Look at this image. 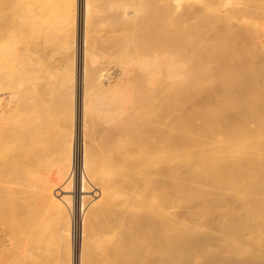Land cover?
Instances as JSON below:
<instances>
[{
  "label": "bare ground",
  "instance_id": "bare-ground-1",
  "mask_svg": "<svg viewBox=\"0 0 264 264\" xmlns=\"http://www.w3.org/2000/svg\"><path fill=\"white\" fill-rule=\"evenodd\" d=\"M75 213L76 264L264 246V0H0V264H71Z\"/></svg>",
  "mask_w": 264,
  "mask_h": 264
},
{
  "label": "rangeland",
  "instance_id": "rangeland-1",
  "mask_svg": "<svg viewBox=\"0 0 264 264\" xmlns=\"http://www.w3.org/2000/svg\"><path fill=\"white\" fill-rule=\"evenodd\" d=\"M111 77H112V78L115 77V72H112V73H111ZM75 82H76V79H75ZM75 84H76V83H75ZM75 89H76V90H75ZM73 96H75V97H74V98H75V99H74V112H75V117H76V116L78 115V114H77V113H78V86H77V85L74 86V94H73ZM75 105H76V106H75ZM75 109H76V110H75ZM76 118H77V117H76ZM74 187H75V189H78V191H80V189H81L80 186L78 187V185H75V184H74ZM75 194H76V193H75ZM79 195H81L80 192H79ZM74 196H75V195H74ZM79 197H80V196H79ZM77 216H78V215H77ZM77 216H76V213L72 216V236H71V243H72V246H73V247H72V251H73V252L71 253V255L73 254V256H71V264H76V261H78V258H79V255H80L79 249L81 250V245H80L81 242L79 241V238H78V235H77V234H78V227H77V225L79 224L80 216H79V217H77ZM74 219H76V220H74ZM74 221H75L76 223H75ZM73 227H74V228H73ZM239 229H241V228H239ZM243 229H244V228H243ZM243 229H241L242 231H241V230L239 231L238 228H236V229L234 230V232H236V230H237V231L241 232L242 235H244L245 239L247 240V242L245 243V247H244V245H242V243H244L245 241L242 242V241L240 240V239L244 240V239L242 238L243 236H242V237H241V235L238 236L239 234H237V232H236V233L233 232V234H235L236 236H238V237L240 238V239H239V238H238V239H239V241H241L242 243H239V242L237 241V238L235 239L236 236L233 237V234H232V237H231L232 242H233L234 240L237 241V242H235V241H234L233 243L231 242L232 244L227 242V243H228V247H229V249H230V247H231V250H230V252H231L230 255H231V256H230V255L228 256V254H229V249H228V247H225V248H223V247H218V248H219V251H217V250H218V248H217L216 251H217L218 253L216 252L217 254H216V253L213 254V255H212L213 258L211 257V255H210V257H209V255H206V256H205V255H202V256L200 255V256H198L199 258H200V257L202 258V259L200 258L201 260H199V258L197 259V257H196L197 260H194L195 257H193V258L191 257V258H192V261H191V259H190V261H191L190 264H191V263H192V264H195L196 261L198 262L197 264H200L199 262H202L204 257H205V260L208 261V262H209L210 260H213V259L215 260L216 258L219 259L218 257H221V256L219 255V252H220V254H223V256L221 257V259H222L226 254H227V255H226V259H227V258L229 259V257H230V259H231V258H232V255H233V258H234L235 260L232 258V259H233V262H232V263L230 262L231 264H235L236 262H239L238 264H241L242 262H243V263L245 262L244 264H246V262H247V258L250 257V259H248V261H250L251 259H254L253 256H255V259H256L257 256H259V257H258L259 259H256V260L260 261L261 264H264V251H263V250H264V246L260 245L261 247H259V245L256 244V243H258V244L261 243V244L264 245V239H262V240H263L262 242H261V239H260V243H259V241L256 242V243H254V245L256 244L258 247H257V246H253V243H252V242H254V240H253V239H250L251 236H249V234L246 236V231H247V230H245V231H244L245 233H244V232H243ZM74 232H75V233H74ZM239 232H238V233H239ZM242 232H243L244 234H243ZM218 233H220V232H218ZM74 234H75V236H74ZM76 235H77V236H76ZM73 236H74V237H73ZM223 237H224L223 234H219V235H218V238H217V241H218V242H224V243H225L227 240H226L225 238L223 239ZM247 237H249V238H247ZM77 238H78V239H77ZM251 238H252V237H251ZM74 239H75V240H74ZM233 239H234V240H233ZM76 240H77V241H76ZM248 241H251V242H248ZM74 243H75V245H74ZM76 243H77V244H76ZM224 243H223V244H224ZM248 243H249V244L252 243V244L249 245ZM76 245H77V246H76ZM248 245H249V246H248ZM232 246H233V247H232ZM76 247H77V248H76ZM234 247H235V248H234ZM246 247H247V249H246ZM220 248H221L222 250H224V251L227 250L228 253H227V251L224 252V251L220 250ZM237 248H238L239 250H238ZM250 248H251V249H250ZM257 248H258V249H257ZM260 248H261V249H260ZM262 248H263V249H262ZM76 249H77V250H76ZM225 249H226V250H225ZM234 249H237L238 251L236 250L237 252H233ZM240 249H241V250H240ZM248 249H249L251 252H250ZM254 249H255V250L257 249L258 252H255ZM252 250H253L254 252H253ZM74 251H75V252H74ZM241 251H243L242 254H244V256H245V255H246V256L243 257V258H240L241 256L239 257V256L237 255L238 257L235 258L236 254H241ZM262 251H263V252H262ZM221 252H223V253H221ZM245 252H246V253H245ZM259 252H260V253H259ZM235 253H236V254H235ZM76 254H77V255H76ZM252 254H254V255L252 256ZM218 255H219V256H218ZM76 256H77V257H76ZM215 256H216V257H215ZM227 256H228V257H227ZM73 258H74V259H73ZM76 258H77V259H76ZM210 258H212V259H210ZM224 258H225V257H224ZM221 259H219V261H220ZM230 259H229V260H230ZM198 260H199V261H198ZM205 260H204V261H205ZM223 260L226 261L225 259H223ZM223 260H221L222 263H224ZM236 260H237V261H236ZM239 260H240V261H239ZM193 261H194V262H193ZM219 261H218V262H219ZM208 262H205V264L208 263ZM228 263H229V262H228ZM230 263H229V264H230ZM243 263H242V264H243ZM255 263H258V262H255ZM202 264H203V262H202ZM225 264H227V263L225 262ZM236 264H237V263H236Z\"/></svg>",
  "mask_w": 264,
  "mask_h": 264
}]
</instances>
